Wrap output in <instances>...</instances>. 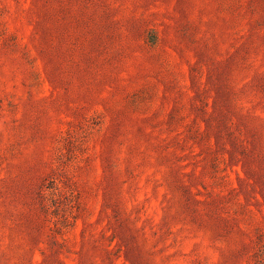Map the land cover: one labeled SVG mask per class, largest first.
Returning <instances> with one entry per match:
<instances>
[{
	"label": "rangeland",
	"instance_id": "1",
	"mask_svg": "<svg viewBox=\"0 0 264 264\" xmlns=\"http://www.w3.org/2000/svg\"><path fill=\"white\" fill-rule=\"evenodd\" d=\"M0 264H264V0H0Z\"/></svg>",
	"mask_w": 264,
	"mask_h": 264
}]
</instances>
